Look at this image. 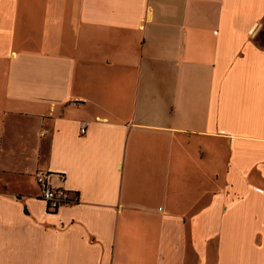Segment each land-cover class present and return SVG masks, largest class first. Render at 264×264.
Returning <instances> with one entry per match:
<instances>
[{
	"label": "crops",
	"instance_id": "obj_1",
	"mask_svg": "<svg viewBox=\"0 0 264 264\" xmlns=\"http://www.w3.org/2000/svg\"><path fill=\"white\" fill-rule=\"evenodd\" d=\"M0 264H264V0H0Z\"/></svg>",
	"mask_w": 264,
	"mask_h": 264
},
{
	"label": "built area",
	"instance_id": "obj_2",
	"mask_svg": "<svg viewBox=\"0 0 264 264\" xmlns=\"http://www.w3.org/2000/svg\"><path fill=\"white\" fill-rule=\"evenodd\" d=\"M87 123H83L80 135L87 133ZM55 173L51 170H38L35 174L36 183L41 191V199L48 213H58L63 207L78 202V195L64 186L65 178L55 182Z\"/></svg>",
	"mask_w": 264,
	"mask_h": 264
},
{
	"label": "rangeland",
	"instance_id": "obj_3",
	"mask_svg": "<svg viewBox=\"0 0 264 264\" xmlns=\"http://www.w3.org/2000/svg\"><path fill=\"white\" fill-rule=\"evenodd\" d=\"M36 181V180H35Z\"/></svg>",
	"mask_w": 264,
	"mask_h": 264
}]
</instances>
